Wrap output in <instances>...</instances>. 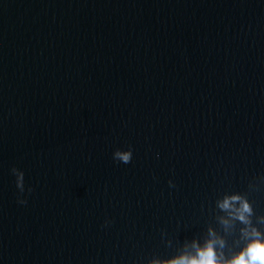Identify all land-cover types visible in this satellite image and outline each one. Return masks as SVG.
<instances>
[{
    "label": "water",
    "instance_id": "95a60500",
    "mask_svg": "<svg viewBox=\"0 0 264 264\" xmlns=\"http://www.w3.org/2000/svg\"><path fill=\"white\" fill-rule=\"evenodd\" d=\"M251 228L264 0H0V264L228 261Z\"/></svg>",
    "mask_w": 264,
    "mask_h": 264
},
{
    "label": "clouds",
    "instance_id": "9594fccd",
    "mask_svg": "<svg viewBox=\"0 0 264 264\" xmlns=\"http://www.w3.org/2000/svg\"><path fill=\"white\" fill-rule=\"evenodd\" d=\"M118 155H120L121 159L125 162L129 160L128 154ZM28 191L31 192L32 189L29 188ZM239 199V197L226 198L220 207L225 210L231 209L233 207V202ZM19 203L26 204L27 201L23 199L19 200ZM250 212L251 210L247 203L242 202L240 209L236 210V218L248 225L250 221L245 214H250ZM242 235L247 241L246 246L239 253L234 255L231 260L224 261L218 258L216 244L220 243V245L223 246V241L210 239L205 243L204 247L194 245L196 248L194 255H182L171 261L170 264H264V234L255 228H251L250 230H242Z\"/></svg>",
    "mask_w": 264,
    "mask_h": 264
}]
</instances>
